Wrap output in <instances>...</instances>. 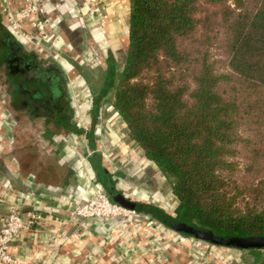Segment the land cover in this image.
Returning a JSON list of instances; mask_svg holds the SVG:
<instances>
[{
	"label": "trees",
	"instance_id": "trees-1",
	"mask_svg": "<svg viewBox=\"0 0 264 264\" xmlns=\"http://www.w3.org/2000/svg\"><path fill=\"white\" fill-rule=\"evenodd\" d=\"M83 75L91 146L109 101L169 182L175 219L217 236L264 237V0H129L121 69L107 58L98 87ZM91 159L110 201L160 222ZM243 253L227 264H264V248Z\"/></svg>",
	"mask_w": 264,
	"mask_h": 264
},
{
	"label": "crops",
	"instance_id": "crops-1",
	"mask_svg": "<svg viewBox=\"0 0 264 264\" xmlns=\"http://www.w3.org/2000/svg\"><path fill=\"white\" fill-rule=\"evenodd\" d=\"M89 1L98 2L100 10V27L93 32V37L96 42L103 41L105 45L102 60L105 66L101 70L106 67L109 57L121 69L127 50L129 0H46L43 17L47 25H58L52 31L56 38L62 35L68 42L72 41L75 51H80L83 39L80 29L78 31L80 22L76 20L75 8L85 20L88 14L84 9ZM20 3V0H0V11L5 7L15 9ZM22 47L41 62L36 50ZM43 48L46 49L44 43ZM43 48L37 47V51L44 52ZM63 68L67 70L61 69L68 87L69 98L65 101L68 111L66 109L55 117L45 119L42 116L28 119L13 116L12 122L19 127L14 131L12 140V113L2 94L3 86L0 87L3 97L0 99V142L3 144L0 153V222L10 203L23 193L31 198L22 206L21 212L25 214L36 210L44 216L40 227L17 234L12 252L42 264H227L233 258L247 256L243 253L245 249L215 245L218 248L211 250L207 242L194 238L184 239L174 247L171 235L165 236V229L148 223L140 224L138 232L133 229L128 232L118 228L114 219L100 222L70 216L65 200L70 197L87 200L93 193V185L98 183L91 159L93 155H97L101 166L114 176L116 187L126 197L155 205L172 215L177 199L160 170L146 159L142 149L129 137L126 124L109 101L100 107L93 125V146L90 145L84 132L90 129L92 123L91 99L80 106L74 96V87H82L78 76H81L86 94L90 96L88 81L72 64ZM68 79L74 80L69 84ZM5 111L9 114L6 115ZM7 118H10L9 121ZM77 129L83 131L78 132ZM28 134L34 136V143L28 142L31 140ZM53 153L59 156L56 161H50ZM78 156L85 159L83 166L75 160ZM102 158L109 159L108 163L101 162ZM113 160L116 172L111 166ZM120 186L125 187V192ZM154 199L157 202L153 203ZM139 218L156 221L140 212ZM160 236L163 238L158 239ZM156 253L158 257H154Z\"/></svg>",
	"mask_w": 264,
	"mask_h": 264
},
{
	"label": "built area",
	"instance_id": "built-area-1",
	"mask_svg": "<svg viewBox=\"0 0 264 264\" xmlns=\"http://www.w3.org/2000/svg\"><path fill=\"white\" fill-rule=\"evenodd\" d=\"M20 2L21 3L17 8L11 9L5 7L0 11V13L7 21L5 26L21 43V45L26 46L27 44H30L28 43L29 40L33 45L30 49L36 50L38 44L40 43L38 40L42 38L45 41V36H40L39 32L34 30L38 29L40 33H42L43 23L41 21V17L46 9V0H20ZM40 46L43 47V42L40 43ZM30 198L31 196H29V194L23 193L20 197L14 199L13 202L10 203L7 213H5L4 217L1 219L0 264H42L37 261H28L27 259H23L12 252V245L19 232L28 230L32 227L38 228L42 225L41 222L44 216L41 212L36 210L25 214L21 212L22 206L25 205ZM65 208L69 211L71 217L77 216L85 220L94 219L100 222L108 219H114L116 220L115 223L118 228L125 229L128 232L132 229L133 231L138 232L140 224L146 223H142L141 220L138 219V212L134 209H130L110 201L103 186L99 183H95L93 185V193L85 201H79L73 197L67 198L65 200ZM155 226L158 229H165L167 232L165 235L166 237H170L169 235H171L172 239H170V241L174 247L180 244V242L184 239H193V237L185 236L172 229L170 230V228L158 221L154 227ZM159 238L163 237L160 236L158 239ZM155 242L156 241H154V243ZM207 245L211 248V250L218 248L210 243ZM158 256V253L154 255V257Z\"/></svg>",
	"mask_w": 264,
	"mask_h": 264
},
{
	"label": "flooded vegetation",
	"instance_id": "flooded-vegetation-1",
	"mask_svg": "<svg viewBox=\"0 0 264 264\" xmlns=\"http://www.w3.org/2000/svg\"><path fill=\"white\" fill-rule=\"evenodd\" d=\"M0 87L17 119L52 118L68 111L69 93L61 68L53 62H38L11 33L0 32Z\"/></svg>",
	"mask_w": 264,
	"mask_h": 264
},
{
	"label": "rangeland",
	"instance_id": "rangeland-1",
	"mask_svg": "<svg viewBox=\"0 0 264 264\" xmlns=\"http://www.w3.org/2000/svg\"><path fill=\"white\" fill-rule=\"evenodd\" d=\"M97 3H96V1H89V3L87 4L86 10L84 9L85 13L88 14L87 15L88 17H86L87 19H85V20H83L81 18L82 15L77 11V8H75V13L77 15L76 20H78L80 22V26L78 27V31L80 29L79 33L81 32L82 39H83L79 45V47H81L80 51H75V47L72 45V41L68 42L66 39H64L62 37V35L59 36V38H56V36L54 35V32H52V31L56 27H58V25H55L56 27L54 25H47V23L44 21L45 17H43V16L41 17V21L43 23L42 33H40V31L38 29L34 30L36 32H39L40 36L41 35L45 36L44 37L45 41L42 38L38 40L40 43L43 42L45 44L46 49L42 47L44 49V52H41L39 50L37 51V49H36V52L40 57L39 59H41L40 60L41 62H43V63L53 62L56 65H59L60 67H62L61 69L65 72H67V70H66V68H63V67H67L68 64H72L74 67H76L78 72L81 71L85 75H88L91 79V82L95 85V87H98L100 85L101 68L105 66V65H103V61H102L104 58V55H105L104 54V51H105L104 42L103 41H101V42L97 41L96 42L95 38L93 37L94 36L93 32L95 33V31L98 30L100 27V24H99V16H100L99 12H100V10H99V8H97L98 7ZM0 9H1V6H0ZM0 15L4 19L3 21L7 24V21L3 17V15L1 13H0ZM80 18L82 20H80ZM24 26H26V25H24ZM51 26H52V28H51ZM35 42H37V41H35ZM127 42H128V36H127ZM28 43H30V44L26 43L27 44L26 47H29V48L33 47L31 41L28 40ZM40 43L38 44V47H41ZM42 55H44V56H42ZM45 55H47V57H45ZM61 64L64 66H62ZM120 64H122V62ZM78 78H79L78 81H80V83L82 84V87H80V86L74 87V96L78 100L77 104L80 103V106H84L88 103L89 99H91L90 98L91 94H90V96L88 94H86L87 93V89L85 87L86 85L83 83L81 76L80 77L78 76ZM68 80H69V84H70L71 80L73 81L74 79H71V80L68 79ZM66 87H67V85H66ZM2 94H4V93H2ZM2 98L3 97L0 94V99H2ZM7 113L9 114L8 111L6 112V115H7ZM1 114H2V109H0V115ZM10 117H11V115H10ZM8 119H10V118H7V120ZM11 119L12 120H11L10 126H12V127L10 129V132H11L10 140H12V135L14 134V131H17L18 127H19V125L12 122L13 121V115H12ZM27 130H28L27 133H29L30 129L28 128ZM28 135H30V134H28ZM35 138H36V136H35ZM13 139H14V137H13ZM28 139H31L28 142L34 143V136L30 135V137H28ZM2 148H3V144H2V142H0V153L2 152ZM58 157L59 156L56 153H53V156H50V159L52 158L50 161H52V160L56 161L58 159ZM80 157L81 156L76 157L77 159H75V160L79 161L83 166V164L86 162H85V159H83L82 157L80 158ZM108 160L109 159H106V158L103 159L102 158L101 162L103 161L104 163H108ZM47 161H49V160L47 159ZM111 166H113L114 171L116 172L117 167L114 164V160L111 162ZM113 168H112V170H113ZM156 175L158 177H160L159 174H156ZM117 181H118V179H117ZM120 187H122V186H120ZM122 190H124V192H125V187H122ZM155 202H157L156 199H154L153 203H155ZM140 220L142 223L143 222L148 223V225H156V223H157V221L156 222L154 221L155 223L152 221L149 222L148 220H145L144 218H141ZM146 223H144V224H146ZM194 239H196V238H194ZM262 257H264V256H262ZM243 264H249V263L243 262ZM250 264H254V263L250 262Z\"/></svg>",
	"mask_w": 264,
	"mask_h": 264
},
{
	"label": "water",
	"instance_id": "water-1",
	"mask_svg": "<svg viewBox=\"0 0 264 264\" xmlns=\"http://www.w3.org/2000/svg\"><path fill=\"white\" fill-rule=\"evenodd\" d=\"M100 175V172L98 173ZM102 176V175H100ZM144 209L150 213L153 217L158 219L164 225L168 226L172 230L184 233L190 237L205 241L207 243L233 247L237 249L245 248H264V237L262 236H251V237H237L232 235L217 236L214 235L210 230L195 225L187 224L174 218V215L160 209L159 207L153 206L149 203L145 204Z\"/></svg>",
	"mask_w": 264,
	"mask_h": 264
}]
</instances>
